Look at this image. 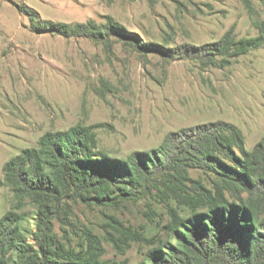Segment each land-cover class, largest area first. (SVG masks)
<instances>
[{
  "label": "rangeland",
  "instance_id": "obj_1",
  "mask_svg": "<svg viewBox=\"0 0 264 264\" xmlns=\"http://www.w3.org/2000/svg\"><path fill=\"white\" fill-rule=\"evenodd\" d=\"M253 4L255 18L264 21V0ZM30 11L37 13L35 22ZM109 17L128 32L112 37V50L34 26L101 25ZM231 28L239 38L258 34L240 0H0V176L7 161L35 147L45 133L78 124L101 125L99 150L119 158L158 147L170 132L218 121L238 126L252 150L264 137V47L224 67H205L187 55L165 56L178 46L218 42ZM136 43L162 50L144 56ZM11 202V191L1 189L0 218ZM148 203L164 217L160 226V218L146 217ZM74 212L80 227L102 238L106 258L130 264L143 259L142 244L120 256L104 240L98 209L75 205ZM108 212L148 237L168 221L165 207L149 200ZM34 223L30 219L27 226Z\"/></svg>",
  "mask_w": 264,
  "mask_h": 264
},
{
  "label": "trees",
  "instance_id": "obj_2",
  "mask_svg": "<svg viewBox=\"0 0 264 264\" xmlns=\"http://www.w3.org/2000/svg\"><path fill=\"white\" fill-rule=\"evenodd\" d=\"M240 1L257 36L239 38L231 28L218 42L178 46L165 56L224 67L263 48L264 21L255 18L253 0ZM27 14L35 22L37 13ZM37 25L36 30L85 37L109 50L113 36L128 35L112 17L101 25ZM135 48L144 56L162 50L154 43ZM99 126L47 132L5 163L0 190L8 188L12 202L0 218V264H130L105 257L102 238L79 226L75 205L99 210L104 240L118 255L126 256L134 243L146 246L137 264H264V137L247 150L238 126L210 122L170 132L158 147L119 158L99 150ZM143 200L163 205L168 218L153 237L108 212ZM145 215L151 222L160 218L159 226L164 220L151 203Z\"/></svg>",
  "mask_w": 264,
  "mask_h": 264
}]
</instances>
